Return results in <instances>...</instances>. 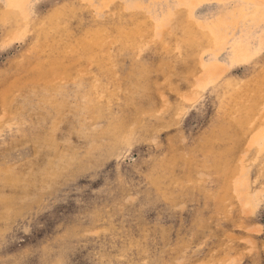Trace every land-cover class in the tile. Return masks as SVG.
<instances>
[{"label":"rangeland","instance_id":"obj_1","mask_svg":"<svg viewBox=\"0 0 264 264\" xmlns=\"http://www.w3.org/2000/svg\"><path fill=\"white\" fill-rule=\"evenodd\" d=\"M0 264H264V0H0Z\"/></svg>","mask_w":264,"mask_h":264},{"label":"bare ground","instance_id":"obj_2","mask_svg":"<svg viewBox=\"0 0 264 264\" xmlns=\"http://www.w3.org/2000/svg\"><path fill=\"white\" fill-rule=\"evenodd\" d=\"M111 221H112V220H111ZM106 243H107V242H106ZM106 243H105V244H106ZM108 246H109V245H108ZM114 248H115V247H114ZM117 249H118V248H117ZM114 254H115V252H114ZM115 255H116V254H115ZM107 256H108V255H107ZM113 257H114V256H113ZM108 258H109V256H108ZM140 258H141V257H140ZM139 261H140V260H139Z\"/></svg>","mask_w":264,"mask_h":264}]
</instances>
